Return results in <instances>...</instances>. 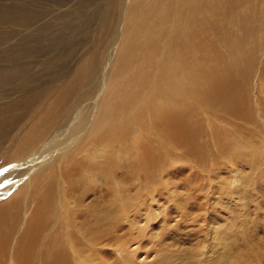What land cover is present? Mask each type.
Masks as SVG:
<instances>
[{"label":"bare ground","instance_id":"obj_1","mask_svg":"<svg viewBox=\"0 0 264 264\" xmlns=\"http://www.w3.org/2000/svg\"><path fill=\"white\" fill-rule=\"evenodd\" d=\"M109 2L96 16L98 28L90 29L91 38L81 46L85 54L75 58L72 68L50 63L44 75L48 82L27 77L28 69L49 48L58 50L57 56L74 54L61 49L65 37L58 32L47 44L39 43L38 37L51 29L32 25L23 15H18L23 25H30L18 29L16 47L10 34L0 31V100L5 98L0 105V241L9 226L15 227L9 254L13 264H43L44 252L46 264L106 261L115 239L117 246L124 244L115 230L130 232L127 219L136 213L131 201L138 206L132 191L142 192L137 185L151 168L174 189L180 184L176 176H163L160 170L187 169L183 184L191 183L192 171H205L215 145L220 151L211 162L216 169L245 162L238 168L241 175L261 163L260 146L244 136L254 133V124L264 145V0ZM67 13L57 14L55 22L68 19ZM10 15L4 17L12 19ZM26 88L32 91L17 95ZM216 176L214 172L208 180ZM228 189L225 194L233 191ZM223 203H218L220 209L228 205ZM212 212L210 223H218L213 207ZM101 224L103 248L94 253L87 243L96 241ZM69 227L82 229L89 239L73 238ZM52 233L71 237V249L51 245L60 237H49ZM23 244L32 253L28 263ZM3 247L0 242V251Z\"/></svg>","mask_w":264,"mask_h":264},{"label":"rangeland","instance_id":"obj_2","mask_svg":"<svg viewBox=\"0 0 264 264\" xmlns=\"http://www.w3.org/2000/svg\"><path fill=\"white\" fill-rule=\"evenodd\" d=\"M109 1L110 0H56L55 2V0H28V3L27 0H0V16H3L0 18V31H7V34H2L5 36L10 34L12 37L11 43L16 45L20 40L17 35L18 29L20 28L27 30V27L30 25H23L24 20L18 16L23 15L28 17V20L32 25H47V27L51 29L47 35H41L38 37L37 40L39 43L43 42L44 44H47L50 42V37H55L54 34L58 32H60V36L62 35L63 38L65 37V39L60 42L62 43L61 49H63L65 52L67 50L73 49L76 51L74 54L71 56H57L54 55V53L58 50L54 51L53 48H49V50L46 49L49 53L45 52L48 53V55L39 57L38 60L34 61L36 63L33 65L34 67L29 65L31 69H28V75H26L27 77L37 78L42 82H48L51 79L44 78V75L45 71L48 70V65L50 63H54L55 61V63H57L55 64V68L58 69L72 68L75 58L80 54H85L84 50L81 48L92 36L90 29L94 27H96L94 29L98 28V17H100L102 8L104 9L106 4H110ZM20 4L22 5L20 6ZM68 10L71 13H67L70 15V17H67L68 19H65L61 22L60 20L55 22L54 17H56L57 14L68 12ZM20 11L22 12L19 13ZM7 13L8 15L13 14V17L10 15L12 19L4 17L7 16ZM30 19H33V21ZM91 23L93 25H91ZM67 31L68 33H66ZM26 42H29V45L34 43L33 41ZM55 44L50 45L52 46ZM41 52H44V50ZM63 57L68 59V62L67 60L65 61ZM39 60H41L40 62L42 63H40ZM23 63L24 62H19L21 65ZM38 70H40V72ZM20 77L21 75L18 77L16 82L20 81ZM25 90H27L26 92L32 91L30 88H26L23 91H18L17 95H19L20 92L22 93L20 95L25 94ZM4 100L5 98L0 100V105L5 103ZM54 106L55 105L53 102L51 107ZM34 117L35 111L30 114L29 119L33 120ZM251 125L252 126L250 128L253 129L254 133L244 137L247 139L250 138L256 146H260V150L263 154V156L262 154L260 155L262 157L259 156V153L255 156L253 155L254 157L251 156L252 158L259 156L257 160L261 162L259 163L260 165H257L255 171H250L248 169L241 170V175H239L238 168L245 167L247 164L245 162L232 163L231 165L226 166V168L217 167L219 169H216L215 164L211 163L213 162V156L220 154L219 148L216 145L214 146L215 148L213 147L214 149H212L213 152L209 155L211 158L208 157L207 159L208 162L205 165V171H202L203 169H199L198 172L200 173H197V175L194 171H192L195 177L193 176L194 180L190 181L191 183L186 182L187 184H183V176L189 174V172L187 173L186 171L187 169H181L180 167H177L171 169L169 172H165L163 170L168 169L166 166L160 170L162 171L163 176L168 175L170 178L169 175L174 174L176 176L175 180L180 182L179 186L176 185L174 189H171L172 187L170 185H167L164 182L161 183V181H159L157 176L158 172H155L154 169L151 168V173L147 177L146 181H143L140 185H137V190L139 192L144 188L142 192L138 193L134 190L132 191L134 198L138 199V206L134 201H131V210L135 209L136 213L131 217V220L127 219V221L130 222L129 233H131V230L133 233L121 234V231L114 229L118 234L117 241L120 243L123 242L124 246H117L115 239L110 245L107 260L103 262V260L98 258V261L94 264H264V148L261 147L264 145L260 144V136L257 126L254 124ZM179 159L182 160L183 158L180 156ZM192 168L195 169V167ZM172 170L175 171L172 172ZM230 171L232 172L230 173ZM214 172L215 175H217L216 177L218 180L213 178V180L211 179V181H209V176L212 174L214 175ZM192 173L190 172V175H192ZM199 174L202 175L199 176ZM230 174H232L231 178H229ZM195 179H197L200 184ZM193 181L195 183H193ZM190 185H193V187L199 185V187L201 186L203 190L201 189L200 191L197 189V187H195V189L190 187ZM208 185L212 188L216 186L214 188L215 191L213 189L212 192L205 193L208 192V189L210 188ZM228 185H230L229 189L233 188L232 192L228 189ZM243 185L246 186V188ZM218 186H220V190H217ZM242 186L245 188V190ZM222 187L224 188L222 189V192H220ZM227 189L230 191V193L227 191L226 195L224 191ZM240 190L244 193H242ZM229 194L232 195L228 197ZM240 194L244 196L240 197ZM215 195H217V202L218 199H221L218 203H223L225 200V202L228 204L224 207V209L219 208L220 205H218V203H216L214 200ZM218 195L222 198H220ZM200 204L202 206L201 208ZM213 205H217V207ZM233 205L236 206L234 207ZM230 206L233 210L230 209ZM212 207L214 212L217 213V216L219 215V222L214 224L210 223V220L208 219V217L213 213ZM255 208L256 213L254 214L253 210H255ZM239 210L240 214L238 213ZM21 214L23 213L21 212ZM222 218L226 222L220 220ZM139 219L141 220L138 221ZM44 222L48 223V220L44 218ZM35 223H38V221ZM102 225L103 224L98 227L99 232L95 233L96 241L87 243L88 245H92L94 247L95 251L92 248L94 253H97V249L103 248L102 246L104 242L100 240V237H102L105 226ZM135 226L138 227V230L134 229ZM215 228H218L217 231L220 230L219 234L217 235L216 230L215 233H212V231L214 232ZM14 229L15 227L9 226L6 234H3V238H1L2 240L0 242L4 243L6 247H3L0 251V254H3L4 256V259L0 261V264H13L9 254L11 253V248H13V245L11 244H13V239L15 238V236L11 237ZM68 229L72 230L70 235L73 238L77 235H80L84 236L85 240L89 239L88 235L82 232V229L80 228L73 229L72 227H69ZM5 235L6 242L4 240ZM56 235L60 237L57 238L55 242H52L51 245H60L63 247L62 250L64 251L70 250L72 240L71 237H67L65 235L61 236L59 233H52L49 235V237L52 238ZM28 245L29 244L22 245V252L26 254L27 263L29 261V257L32 255V253L28 252L30 250V246L28 247ZM108 245L109 240L107 239V246L105 247L106 252L108 250ZM18 247L15 252L17 255H20V250ZM137 250L138 252H136ZM50 252L56 253L57 251L52 248L50 249ZM47 261H49L48 255L44 252L43 264H46ZM72 261H75V259L73 258ZM63 262L59 264H63Z\"/></svg>","mask_w":264,"mask_h":264}]
</instances>
